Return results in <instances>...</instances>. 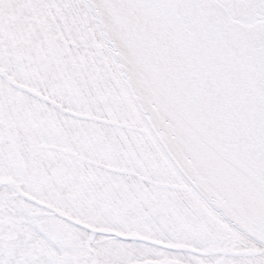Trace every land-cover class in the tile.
<instances>
[{"label": "snow or ice", "instance_id": "1", "mask_svg": "<svg viewBox=\"0 0 264 264\" xmlns=\"http://www.w3.org/2000/svg\"><path fill=\"white\" fill-rule=\"evenodd\" d=\"M0 264H264V0H0Z\"/></svg>", "mask_w": 264, "mask_h": 264}]
</instances>
